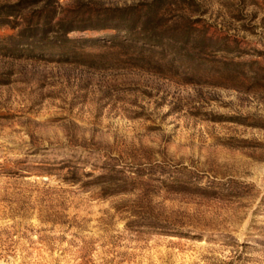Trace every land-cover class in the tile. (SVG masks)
Segmentation results:
<instances>
[{"label":"rangeland","instance_id":"obj_1","mask_svg":"<svg viewBox=\"0 0 264 264\" xmlns=\"http://www.w3.org/2000/svg\"><path fill=\"white\" fill-rule=\"evenodd\" d=\"M0 264H264V0H0Z\"/></svg>","mask_w":264,"mask_h":264}]
</instances>
